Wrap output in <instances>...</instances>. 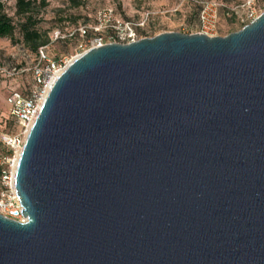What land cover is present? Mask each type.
<instances>
[{"label":"water","instance_id":"95a60500","mask_svg":"<svg viewBox=\"0 0 264 264\" xmlns=\"http://www.w3.org/2000/svg\"><path fill=\"white\" fill-rule=\"evenodd\" d=\"M14 187L0 264H264V12L72 59Z\"/></svg>","mask_w":264,"mask_h":264},{"label":"rangeland","instance_id":"374dc122","mask_svg":"<svg viewBox=\"0 0 264 264\" xmlns=\"http://www.w3.org/2000/svg\"><path fill=\"white\" fill-rule=\"evenodd\" d=\"M1 1L17 26L22 20L15 15L16 0ZM31 1L35 2L34 16L38 21L35 29L48 40L42 48L50 61L70 60L80 54L86 41L80 31L94 28L98 13L104 21L103 14L111 11V20L136 25L137 38L145 39L164 33L225 37L245 26L240 20H246L251 10L257 15L264 12V0H255L250 8L244 5L246 0ZM208 4L215 6L214 26L202 30L198 15ZM89 31L91 36L93 32ZM37 62L38 58L24 47L18 29L12 39H0V156H7L3 139L19 132L6 98L13 92L26 95L32 89V69Z\"/></svg>","mask_w":264,"mask_h":264},{"label":"built area","instance_id":"2783aa9c","mask_svg":"<svg viewBox=\"0 0 264 264\" xmlns=\"http://www.w3.org/2000/svg\"><path fill=\"white\" fill-rule=\"evenodd\" d=\"M254 2L255 0H246L244 5L250 8L254 5ZM215 11L214 5L208 4L202 7L198 15L202 30L214 26ZM111 16V11H108V14H103L104 19L106 18L103 21L101 13H98L97 24L94 28H89L87 31L86 29H81V34L86 38L83 45L84 48L82 47V52L72 59L90 49L99 48L106 44H129L140 40L136 36V25L111 20ZM257 16L251 10L246 20H240V22L247 25ZM89 30L93 32L91 36ZM72 59L64 58L58 61H50L44 48H39L38 62L32 69V89L26 95L13 92L6 98L9 114L19 125L18 133L6 136L3 139L7 156H0V215L6 219L20 224L26 223V218L22 216V208L19 205L14 187L18 157L49 89Z\"/></svg>","mask_w":264,"mask_h":264},{"label":"trees","instance_id":"16d2710c","mask_svg":"<svg viewBox=\"0 0 264 264\" xmlns=\"http://www.w3.org/2000/svg\"><path fill=\"white\" fill-rule=\"evenodd\" d=\"M34 7V1L16 0L15 15L22 20L16 26L12 18L5 12L4 5L0 0V39H12L16 29H18L26 50L38 58L39 48L44 47L48 40L46 37L42 38L35 29L38 21L34 16ZM11 119L16 123L14 118L11 117Z\"/></svg>","mask_w":264,"mask_h":264}]
</instances>
